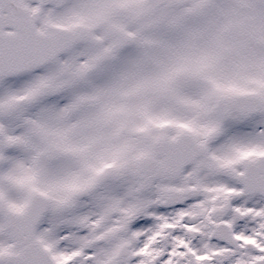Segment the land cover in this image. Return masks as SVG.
<instances>
[{
  "label": "snow or ice",
  "instance_id": "snow-or-ice-1",
  "mask_svg": "<svg viewBox=\"0 0 264 264\" xmlns=\"http://www.w3.org/2000/svg\"><path fill=\"white\" fill-rule=\"evenodd\" d=\"M0 264H264V0H0Z\"/></svg>",
  "mask_w": 264,
  "mask_h": 264
}]
</instances>
